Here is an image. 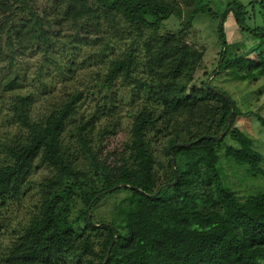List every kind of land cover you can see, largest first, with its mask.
<instances>
[{
  "label": "trees",
  "instance_id": "trees-1",
  "mask_svg": "<svg viewBox=\"0 0 264 264\" xmlns=\"http://www.w3.org/2000/svg\"><path fill=\"white\" fill-rule=\"evenodd\" d=\"M229 7L220 18L221 39L230 12L241 30L251 31L242 25L240 6L238 12ZM197 14L216 13L204 0H0V62L7 60L0 68V94L10 93L0 134V225L7 203L20 202L32 170L48 169L37 182L30 218L1 251L2 264L264 261V193L240 201L225 181L218 148L229 136L237 147L227 146L224 158L252 173H260L262 157L234 126L235 103L204 82L193 84L204 49L185 42L182 29ZM172 15L182 29L159 34ZM257 36L263 39L257 46L263 45L264 32ZM223 47L219 72L231 81L264 79V51L250 58L256 47L230 54L225 41ZM28 50L39 54L37 82L47 71L73 84L91 60L103 66L92 71L84 90L73 87L52 97L41 83L45 104L34 114L36 92H17L23 84L17 59ZM87 99L93 107L85 114ZM126 108L127 139L107 149ZM160 144L168 158L164 169L155 154ZM169 156L177 174L170 188ZM119 192L127 195L111 219L95 226L92 213L102 198Z\"/></svg>",
  "mask_w": 264,
  "mask_h": 264
},
{
  "label": "rangeland",
  "instance_id": "rangeland-1",
  "mask_svg": "<svg viewBox=\"0 0 264 264\" xmlns=\"http://www.w3.org/2000/svg\"><path fill=\"white\" fill-rule=\"evenodd\" d=\"M208 7L215 12V16L208 14H197L190 27L182 29V24L176 15H172L169 19L164 21L159 29V34L178 33L182 29V38L185 42L192 44L198 48L204 49V56L196 70L193 84L204 82L213 88L218 89L224 93L233 103H235L239 116L236 117L234 126L239 128L241 132L247 136L253 144V149L262 157L259 165L260 173H252L245 167L237 165L232 160H227L223 156V151L227 146L237 147V143L232 141L227 136L220 147L218 148L219 165L225 176V181L230 188L235 192L240 201H245L264 193V79L257 81H231L224 70L219 72L220 54L223 52V43L226 42L227 54L231 50H239V52H248L250 49L256 47L253 54L249 55L250 58H255L256 51H264V44L257 46L260 39L257 36L264 32V0H204ZM227 4H230L229 9L238 12L241 9L242 25L251 31H243L239 28L234 21L233 13L227 14V20L223 26L224 39L220 38L219 22L223 12L226 11ZM240 6V7H239ZM239 7V9H238ZM242 7V8H241ZM229 11V10H228ZM62 48L59 52L62 53ZM72 51V49L70 50ZM75 55V54H74ZM82 55L88 56V53L83 49ZM82 55L79 59H82ZM74 57V56H73ZM18 61V74L23 81L22 86L17 92L25 93L34 91L38 98V102L33 106V113H38L42 110L45 104L44 98L40 97L38 91L43 92L42 84H47V92L52 97L63 95L66 91H70L73 87L78 90H84L87 82L91 81L90 74L92 71L95 73L103 64L100 59L91 60L85 69H80L76 73V81L65 83L56 74L48 75L49 72H43L45 78L42 82L36 81L35 73L38 72L40 66L39 54L35 50L23 51ZM7 63L6 59L0 62V68L4 67ZM215 71V73H214ZM4 72V71H3ZM51 73V70H50ZM94 76V75H93ZM47 77V78H46ZM193 85H191L192 87ZM48 97V96H47ZM90 99V97H89ZM87 99L86 107L87 114L93 107V103ZM10 100V93L0 94V134L7 125L1 126L2 116L7 111V105ZM128 108L122 114L121 127L115 135L107 138L104 146L107 149L112 147H119L125 139H127V131L131 118L127 116ZM103 120H101L102 122ZM224 137V136H223ZM67 141V140H66ZM73 139H70L68 144L74 150L78 157L77 163L81 161V155L76 153ZM166 146V141L163 143ZM163 145H157L156 156L159 163L163 164V169L166 168L167 157L162 154ZM0 154V161L2 160ZM171 156H169L170 158ZM160 169L159 172H162ZM48 172L46 167H37L32 170L28 178L29 184L22 190L20 202L10 201L2 212V217L5 219L0 225V254L3 247L7 245L12 237L21 229V225L27 223L30 215L34 211V205L37 199V182ZM127 194L119 192L111 194L106 198H102L101 205L92 213L94 216L93 224L98 226L96 221L101 218L110 220L113 214V209L119 204ZM0 264L1 261H0ZM70 264H86L84 259L80 262H70ZM264 264V261H261Z\"/></svg>",
  "mask_w": 264,
  "mask_h": 264
},
{
  "label": "water",
  "instance_id": "water-1",
  "mask_svg": "<svg viewBox=\"0 0 264 264\" xmlns=\"http://www.w3.org/2000/svg\"><path fill=\"white\" fill-rule=\"evenodd\" d=\"M208 87L210 88V89H212L213 91H216L214 88H212V87H210L209 85H208ZM227 99V98H226ZM230 106H231V112H230V115H229V117H228V127L230 126V124H231V118H232V116H233V114H234V107H233V104L230 102ZM227 127V128H228ZM226 134V131H223V132H221L218 136H216L215 138L216 139H220V138H222L224 135ZM168 153L169 154H171V152H170V150H168ZM171 159H172V161H171V164H172V170H173V176H174V180H173V182L172 183H170V184H168L167 185V187L168 188H170V187H173L176 183H177V174H176V170H175V159L171 156ZM117 237V233H116V231H115V237H114V239ZM112 243L113 242H111L110 243V245H109V247H108V250H107V252H106V257H105V260H104V262H106L107 260H108V256H109V252H110V249H111V247H112ZM103 262V263H104Z\"/></svg>",
  "mask_w": 264,
  "mask_h": 264
},
{
  "label": "clouds",
  "instance_id": "clouds-1",
  "mask_svg": "<svg viewBox=\"0 0 264 264\" xmlns=\"http://www.w3.org/2000/svg\"><path fill=\"white\" fill-rule=\"evenodd\" d=\"M208 85V84H207Z\"/></svg>",
  "mask_w": 264,
  "mask_h": 264
}]
</instances>
